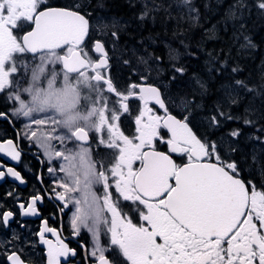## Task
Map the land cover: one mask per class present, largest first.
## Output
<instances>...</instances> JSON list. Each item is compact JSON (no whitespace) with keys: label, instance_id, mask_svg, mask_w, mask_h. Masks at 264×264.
I'll return each instance as SVG.
<instances>
[{"label":"snow or ice","instance_id":"6c2138e0","mask_svg":"<svg viewBox=\"0 0 264 264\" xmlns=\"http://www.w3.org/2000/svg\"><path fill=\"white\" fill-rule=\"evenodd\" d=\"M43 2L44 0H13L8 12L0 7V69L3 67L4 45L19 47L10 28L17 27L14 22L16 14L23 13L27 21L34 20L35 24L34 30L22 37L29 51L37 50L30 44V37L37 34V43L40 45L60 47L67 44L69 51L77 49L74 63L65 64L69 71L89 68L95 73L97 81H103L109 93L120 97L119 108L123 113L129 112L127 101L131 97H136L142 104L139 115L135 118V130L138 133L135 140L138 142L121 131L117 123L120 116L115 110L112 122L108 124L110 146L118 149L117 161L110 169L111 179L114 178L112 187L124 201L138 202L146 209L140 211V219L145 223L139 226L131 219H122V212L118 210L110 191L109 177H105V205L111 215V244L119 248L129 264H256L257 261L258 264H264V231H261L264 229V191L257 190L253 184L249 192L240 178L237 163L226 161L222 157V143L209 144L207 139H198L186 122L188 116L180 120L168 114L158 87L132 83L126 95L118 92L113 82L100 74L99 70L108 65L104 46L100 42L95 44L96 52L101 54L98 63L89 59L86 52L84 56L87 60L80 59L81 52L84 51L81 46L89 32V20L75 11L53 8L38 12V6ZM183 3L190 5L191 0H183ZM258 7L264 10V0H259ZM188 11L191 13L195 9L189 7ZM147 14L144 12L140 18L144 19ZM233 16L235 18V14ZM107 27V24L102 25V28ZM112 36L118 38L116 32H112ZM175 70L181 74L185 71L183 67ZM233 71L237 69L234 68ZM7 76L8 73H0V92L8 83ZM146 79L141 77L142 81ZM196 83L204 92L207 91L203 82L197 80ZM236 84L246 88L248 92L255 91L248 88L244 81L237 80ZM137 88L138 94L133 91ZM150 102L164 110L165 115H157L149 107ZM230 103L236 104L237 100H231ZM196 107L202 105L197 104ZM221 115L224 113L221 112ZM5 116L6 113H0V118ZM212 123L219 126L220 121L213 116ZM244 123L252 125L255 122L245 118ZM161 129H166L171 134L167 141L169 151L187 155V164L181 166L169 155L154 148V140L162 138ZM230 135L238 137L240 131L233 130ZM77 138L88 139L86 134ZM232 151L235 148L228 142V152ZM0 152H4L12 160H19L20 153L13 147H9L7 151L0 148ZM213 159L215 162H211ZM253 160H256L255 156ZM136 162H139V166L134 168ZM47 171L49 174L53 173L50 167ZM6 174L24 183L13 168L8 167L6 172L0 170V179ZM51 183L57 185L54 179ZM55 199L62 202L63 210L67 208L60 192H56ZM37 202H43V195L38 193L30 197L27 206L25 202H19L21 215L38 216ZM14 215L11 210L0 213L4 227L10 226ZM72 226L76 230L75 222ZM43 228L54 236L57 235L56 230L49 228L46 221L43 222ZM40 239L48 246V264H61V256L76 255L75 250H70L59 238L53 245L41 232ZM95 253L99 254L98 264H110L104 249L98 248ZM8 259L11 264H22L17 254H10Z\"/></svg>","mask_w":264,"mask_h":264},{"label":"flooded vegetation","instance_id":"af4514ba","mask_svg":"<svg viewBox=\"0 0 264 264\" xmlns=\"http://www.w3.org/2000/svg\"><path fill=\"white\" fill-rule=\"evenodd\" d=\"M67 4H71L73 6H69ZM76 4L78 3H75V0H69L68 2H62L61 0H51L50 2H46V0H44L43 3L39 4L38 12L51 7L60 6L61 8H67L78 12L82 11L80 7L76 8L74 6ZM11 5L12 0H0V7H2L5 12L9 11ZM82 13L86 16H89L90 14V12L87 11L85 7L83 8ZM18 15L19 17L15 19V23L16 20H27L22 13H18ZM28 22L29 23L27 27H22V25L19 23V27L10 28L12 34L16 38V41L19 42V47L11 49L9 52H6L5 48L3 49L5 53L3 57L6 55V60L3 64V72L8 73V78L11 79L14 77L12 69L16 63H20L22 57L37 56L30 55V53H28L22 45V36L32 29L33 21ZM98 35L99 34L97 31H95L93 35L92 29L90 30L87 42L82 47L84 50L82 53L84 54L85 50L92 51V43L94 41L98 39L103 41L106 49L108 50L110 66L107 69L101 70L100 73L113 82L114 87L118 92L126 95L127 89L130 88L132 83L140 84L142 82L141 77H146L147 84L155 85L160 88L162 96L167 105L166 108L168 110V114L180 120H184V117L188 116V120L186 122L189 124V127L194 130L196 135L202 141L207 139L209 144L213 143V140H210L207 137L205 138L199 134L198 129L192 122L194 115L191 113V110L183 111V109L177 108L175 103H172L170 95H173L175 92L176 77L171 71L166 69L170 62L165 59L158 63L157 61H152L155 63L154 67L156 68V72L150 71L147 74L138 73L137 76L132 79H124L122 75H116L117 68L113 61L114 57L111 50V45H121L120 42H127V38L121 39L120 34H118V38H114L111 33L110 39L106 40L107 36L103 38L101 36L97 37ZM110 41L113 43L110 44ZM142 43L143 42H139L138 44L142 45ZM165 48L167 50L171 49L170 47ZM64 50L69 51V46ZM95 59L96 57L93 54L91 60L94 61ZM84 73L93 75V72L90 69H87L76 76L70 77L75 78ZM150 76L154 77V79H151ZM185 77H187V74ZM9 82L3 91L0 92V113L7 114V116L0 118V148H3L5 151H7L9 147H13L19 151L20 157L19 160H12L10 157L5 155L4 152H0V170L6 172L8 167L13 168L14 171L20 174L21 178L24 180V183H20V181L16 180L14 177V180H10L9 175L7 174L3 179H0V213L11 210L15 214L10 226L7 227L6 230L4 229L6 232H14V234H18V232L21 234L25 232L29 233L28 235L12 236L9 243L11 245L9 248V255H19L22 262L26 264H48V246L42 243L40 239V233L43 232L44 238L50 241L53 245L56 244V241L59 238V240L65 243L70 250H75V256H61V264H98L99 254L95 253V250L98 248L104 249V254L110 261V264H129L127 259L123 257L119 248L111 244V234L109 231L111 228V215L107 210L106 205V211L104 214L106 219L104 220V223L101 224L96 230V234L93 238L95 248L90 246L88 233L83 232L81 230V226H79V222L81 220H83L84 226L88 225L91 209L90 207H81V205H88V200L86 197L82 199L78 198L80 195L79 192L72 190L71 185L73 182L65 175V159H59V161L49 164L47 159H45V157L34 146L32 143L33 141L29 136L28 130H26L24 127L26 124L17 118L18 113L15 112V109L20 101H16V99L12 97L14 89H9ZM104 87L106 89V85H104ZM133 91L138 94V88L133 89ZM108 96L112 101L115 102L114 110L120 116V119L117 123L119 124L121 131L130 139H133L134 142H138L135 140V136L138 135L135 130V118L139 115V112L142 108L141 102L136 97L129 98L127 101L129 105V112L123 113L119 108L120 97L116 96L114 93H109ZM132 99L136 103H132ZM149 107H152L153 111L157 115L162 117L165 115L164 110L159 109L157 106L149 104ZM217 129L213 130L216 135L221 131ZM76 130L73 132L72 137L77 144L84 146V144L75 138ZM160 132L162 134V138L154 140V148L169 155L175 163L181 166L187 164V155L172 153L169 151L167 141L171 138V134L168 133L166 129H161ZM89 137V145L98 143L95 136L91 134ZM220 152L224 158L223 150H220ZM117 156L118 151L115 152L114 159H99V157L94 156L95 160L97 161L100 174L104 178L103 189L97 188V192L101 193L106 200L107 193L105 191V177H109L108 182L110 184V191L113 193V200L115 203H117L118 210L122 212L121 218L131 219L134 224L139 226L140 224L145 223L140 219V211H146V209H143V206L139 205L138 202L124 201L118 193H115V189L112 187V185H114V178L111 179L110 169L115 165L114 161L117 160ZM225 160L235 161L237 163L240 170V178L245 182L246 188L249 190V192L251 191L253 184L256 186L257 190L264 191V172H262L260 167L257 169L256 166L254 167L251 165V163L246 162V159ZM211 162H215L214 159ZM138 166L139 162H136L134 164V168ZM48 167L53 169L52 174L48 173ZM53 179L57 182V185H53L51 183V180ZM248 181H251L252 183L249 184ZM75 183L79 185V180H76ZM56 192H60L62 194L64 198L63 202L67 204V208L65 210H63L62 202L55 199ZM9 193H11V195H8ZM38 193L43 195V202H37L39 215L36 218H30L27 216L23 217L19 208V202H25V205L27 206L30 197ZM77 213H82V215H77ZM45 221L47 222L49 228L56 230L57 235L54 236L52 232L45 231L44 229L42 230L41 226ZM73 222H75L76 230H78V232L74 230L72 226ZM256 223L259 225L258 221H256ZM0 224L3 226L2 217H0ZM261 231H264V229ZM101 242L103 245H107V247H103ZM158 242L162 241L158 240ZM256 264H258V261Z\"/></svg>","mask_w":264,"mask_h":264},{"label":"trees","instance_id":"16d2710c","mask_svg":"<svg viewBox=\"0 0 264 264\" xmlns=\"http://www.w3.org/2000/svg\"><path fill=\"white\" fill-rule=\"evenodd\" d=\"M258 3L259 0H191L189 7L195 11L189 13L183 0H87V10L91 16L123 22L120 36L127 42H120L122 53L130 49L144 57L163 60L166 56L173 63L166 69L176 77L178 95H186L203 108L207 106L211 113L220 107L227 109V116L219 115L226 119L224 129H241L239 123L245 124V118L254 121L243 127L256 140L264 141V10ZM144 12L148 14L141 19ZM178 67L185 69L183 74L175 70ZM209 73L215 77L211 79ZM197 80L206 85V92ZM237 80L255 91L238 86ZM235 85L240 88V99L234 98L237 103L232 104L223 99L222 89ZM234 145L231 154L235 159H246L264 172V147L256 150L245 146L240 152L238 144ZM0 264H6L1 251Z\"/></svg>","mask_w":264,"mask_h":264},{"label":"rangeland","instance_id":"374dc122","mask_svg":"<svg viewBox=\"0 0 264 264\" xmlns=\"http://www.w3.org/2000/svg\"><path fill=\"white\" fill-rule=\"evenodd\" d=\"M51 0H46V2H50ZM62 2H68L69 0H61ZM86 0H75V3H78L74 5L76 8L80 7V9L83 11V8L85 7V2ZM84 2L83 6L81 4ZM13 3V0H12ZM69 6H73L71 4H67ZM186 7H189V5H186ZM87 10V9H86ZM80 11V12H82ZM88 11V10H87ZM23 14V13H22ZM20 15V14H19ZM18 13L15 16V19L19 17ZM19 23L22 25V27H27L28 26V21L25 19L22 20H16V25L19 27ZM122 21L120 19H113L108 16H94L92 18V33L94 35V32H98V36L101 37H106V40L110 39V34L112 32H116L120 34V27L122 26ZM103 24H107V28H102ZM119 30V31H118ZM22 34V33H21ZM21 37V36H20ZM18 44L19 42L16 41ZM113 42L110 41V44ZM112 48V53H113V61L114 64L117 68L116 70V75H122L124 79L126 78H134L137 76L138 73H145L147 74L148 72H156V68L154 67V64L152 61H157L154 57L151 55L144 57V55L136 53L134 50L127 51L126 53H122L120 50L119 46L116 45H111ZM5 48L6 52H9L11 49L17 48V47H10L8 44H5L3 49ZM87 53V57L89 59H92L93 53L91 50H85ZM71 51L68 50H62L59 52H45L38 54L35 57H22L20 60V63H16L15 66L13 67L12 71L14 73V77L8 78L6 77L7 81L9 82V89L12 88L14 89V92L12 94V97L16 99V101H28L29 96L24 94L25 91V86L29 83V73L33 71V66L37 65L38 63L40 64H45L48 65V70L43 76V78L40 80V86L43 87L44 82L48 80V77L52 75L54 72H57V70H60L57 72V77H56V84L59 85L60 83V77H64L68 79L69 81H78L81 77H88L91 76L90 74L84 73L82 75H79L75 78L70 77L68 74H66L62 70L61 63H57L53 57H59L61 55H69ZM3 51V55H4ZM85 54V53H84ZM6 57V55H5ZM5 57H3V64L5 62ZM86 57V58H87ZM166 57V56H165ZM167 58V57H166ZM127 61V63H125ZM142 61H147V63H144ZM163 61V60H161ZM172 63V62H171ZM173 64V63H172ZM0 73L3 72V67L0 69ZM211 73L207 74L208 76ZM210 77V76H209ZM212 78L215 77L213 74L211 76ZM210 77V78H211ZM151 79H154V77H151ZM211 78V79H212ZM175 92L171 96L172 103L176 104V107H180L183 109V111H189L191 110L193 115L197 114L198 116H194L192 119V122L195 124V127L198 129L199 134L204 136L205 138H209L210 140H213V143H222L223 147L221 149H224V155L226 157H231L232 152H228V142H231V146L240 147V152H243L242 149H244L245 146H248L250 149L255 148L256 150H262L264 147V141H258L255 138H257L254 134H252L249 130L244 128L243 126L245 124H240V135L238 137L233 138L230 133L232 132L230 129L225 128L224 129V121L226 119L220 118L219 115H221V112L224 113L225 116H227V109H223L222 107L219 108V110H215V112L209 111L207 109V106L205 108L202 107H196L195 102L191 101L189 97L186 95H178ZM87 92L88 90L85 89ZM129 91V88L127 89V92ZM222 97L225 100L231 101L236 99H240L239 93H240V88L238 86H229L225 87L222 89ZM89 95L91 93L89 92ZM178 99V100H177ZM84 102L82 101V104ZM132 103H136L132 99ZM134 105V104H133ZM187 105V107H185ZM135 106V105H134ZM31 107V105H29ZM86 107V105H85ZM138 107V105H137ZM222 108V109H221ZM215 116L219 121L220 124L219 126L214 125L212 123V117ZM17 118L23 122L24 127L26 130L29 132V136L31 140L33 141L32 143L34 146L37 148V150L47 159V162L49 164H52L53 162L59 161V159H66L65 154L71 151H74L77 147H82V148H89L91 149V153L94 156L99 157V159H114L115 157V152L118 151V149L104 147L101 143V141H106L108 140L107 135H102L100 137H97L96 134H92L93 136L96 137L98 143H94L93 145H79L77 144L73 137L72 134L73 132H69L65 130V128L61 127L60 122H59V117L55 115L54 112L52 111H37L29 114L28 116L21 118V115L18 114ZM229 121V120H227ZM218 127V129H217ZM214 129L221 130L217 135L213 132ZM137 136V135H136ZM135 136V137H136ZM258 136V135H257ZM33 137H36V141L33 140ZM45 139L48 141L50 145V151L42 152L40 147H39V139ZM103 148V149H100ZM247 148V147H246ZM254 149V150H255ZM258 152V151H256ZM95 159V158H94ZM29 233H20L14 234V232H6L3 228V226L0 224V251L2 252L4 259L7 257L9 254V248L11 247L10 239L14 235H28Z\"/></svg>","mask_w":264,"mask_h":264},{"label":"clouds","instance_id":"9594fccd","mask_svg":"<svg viewBox=\"0 0 264 264\" xmlns=\"http://www.w3.org/2000/svg\"><path fill=\"white\" fill-rule=\"evenodd\" d=\"M52 59L57 63H63L59 57ZM47 70L48 65L45 64L38 63L33 66V71L29 73V83L25 86L24 91L29 99L20 101L15 112L24 118L33 112L52 111L59 117L61 127L69 132L79 129L81 137L85 134L87 136L96 134L97 137L107 135L108 140L101 141V143L111 150L108 124L112 122L115 102L109 98V92L101 83L102 80L97 81L95 74L81 77L78 81H69L61 76L60 83L57 85V72L60 71L57 70L48 77L41 87L40 80ZM85 89L88 91L86 92ZM36 139L33 137L34 141ZM39 147L42 152L50 151L48 141L43 138L39 139ZM65 156V175L73 182L71 188L79 192L78 198H87L88 205H81V207H90L91 209L88 225L84 226V222L81 220L79 226L83 232L88 233L89 244L95 248L93 238L96 230L106 219L104 215L106 211L105 197L97 192V188L103 189L104 178L100 174L97 161L92 157L91 149L77 147L74 151L66 153ZM76 180H79V185L75 183ZM77 215H82V213H77ZM102 246L107 247L103 243Z\"/></svg>","mask_w":264,"mask_h":264},{"label":"water","instance_id":"95a60500","mask_svg":"<svg viewBox=\"0 0 264 264\" xmlns=\"http://www.w3.org/2000/svg\"><path fill=\"white\" fill-rule=\"evenodd\" d=\"M50 9H53V8H50ZM55 9H61V8H55ZM49 9H46V10H42V11H48ZM61 10H66V9H61ZM42 11H40V12H42ZM68 11H70V10H68ZM80 14V13H79ZM81 15H83V14H81ZM85 17V16H84ZM86 18V17H85ZM87 19V18H86ZM34 28H35V24L33 25V28L30 30V31H32V30H34ZM29 31V32H30ZM28 33V32H27ZM26 33V34H27ZM38 35V34H37ZM37 35H33V36H31L30 37V44L33 46V47H35L37 50L36 51H29L26 47H25V45H24V42H23V39H22V43H23V46H24V48H25V50L28 52V53H30L31 55H36V54H38V53H40V52H44V51H53V50H60V49H62V48H64L67 44H65V45H63V46H60V47H49V46H46V45H40V44H38L37 43ZM86 38H87V36H86ZM86 38H85V40H86ZM85 42V41H84ZM84 42H83V44H84ZM97 42H100L102 45H103V43L101 42V41H96L95 43H94V47H93V51H94V53L99 57V59H98V61L96 62V63H98L99 61H100V59H101V54L100 53H98V52H96V50H95V44L97 43ZM82 44V45H83ZM104 46V45H103ZM104 49H105V47H104ZM76 53H77V50H74L72 53H71V55L69 56V57H62L61 59H62V61H63V63H62V67H63V69H64V71H66L67 73H70V74H76V73H79L80 71H82V70H84V69H86V68H81L80 70H78V71H76V70H74V71H69L66 67H65V64L66 63H68V64H72V63H74V61L76 60ZM105 54H106V56H107V59H108V54H107V51H106V49H105ZM80 59H83V60H86V59H84L83 57H82V55H80ZM108 65H109V60H108ZM107 65V66H108ZM107 66H105L104 68H106ZM104 68H101V69H104ZM151 103V102H150ZM154 104V103H153ZM79 136V129L75 132V138L79 141V142H81V143H83V144H86V143H88L89 142V137H88V139L87 140H83V139H78L77 137ZM9 178H10V180H14V178L12 177V176H9ZM23 217H25V216H23ZM27 217H30V218H36L37 216H33V215H28ZM42 230L44 229L43 228V224H42ZM5 228H7V227H5ZM7 263L8 264H11V262L9 261V259L7 258ZM22 264H24L23 262H22Z\"/></svg>","mask_w":264,"mask_h":264}]
</instances>
